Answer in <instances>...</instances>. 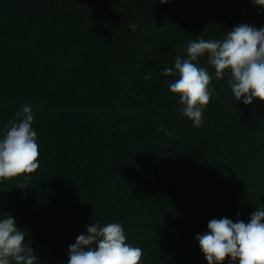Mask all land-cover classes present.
Here are the masks:
<instances>
[{
	"label": "trees",
	"instance_id": "obj_1",
	"mask_svg": "<svg viewBox=\"0 0 264 264\" xmlns=\"http://www.w3.org/2000/svg\"><path fill=\"white\" fill-rule=\"evenodd\" d=\"M239 24L264 14L250 0H0V131L30 104L40 153L30 179L0 184V213L41 264H68L95 222L121 224L141 264H207L195 236L211 219L264 209V102H236L199 58L212 97L193 127L160 75Z\"/></svg>",
	"mask_w": 264,
	"mask_h": 264
},
{
	"label": "clouds",
	"instance_id": "obj_2",
	"mask_svg": "<svg viewBox=\"0 0 264 264\" xmlns=\"http://www.w3.org/2000/svg\"><path fill=\"white\" fill-rule=\"evenodd\" d=\"M171 0H160L168 4ZM258 14H264V0H250ZM135 32L138 25L130 24ZM187 58L177 56L172 67L165 66L160 75L176 77L169 83L171 93L179 97V113L192 122L203 123L204 109L212 97L213 75L202 66L199 58L206 57L214 68V76L222 80L227 73L228 86L236 102L252 106L264 102V26L239 24L222 40H191L186 46ZM145 80H151L145 73ZM35 114L30 104L21 105L14 118L0 131V184L13 178L30 179L39 167L40 153L37 133L32 125ZM161 130L164 131L163 125ZM166 134H169L166 132ZM208 231L197 234L196 241L207 264H264V209L253 212L250 219L233 221L227 217L211 219ZM14 217L0 213V264H41L39 256ZM119 223L87 226L75 243L68 246V264H141L143 250L126 242Z\"/></svg>",
	"mask_w": 264,
	"mask_h": 264
}]
</instances>
